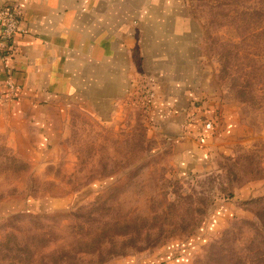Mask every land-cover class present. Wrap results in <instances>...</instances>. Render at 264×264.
<instances>
[{
  "label": "rangeland",
  "instance_id": "1",
  "mask_svg": "<svg viewBox=\"0 0 264 264\" xmlns=\"http://www.w3.org/2000/svg\"><path fill=\"white\" fill-rule=\"evenodd\" d=\"M260 2L182 0L198 32V64L189 70L199 95L181 127L213 122L200 173L180 167L171 135L153 132L151 114L142 113L147 79L134 81L125 107L104 120L77 108L54 115L44 143L32 135L13 145L0 129V264H257L250 250L261 240L264 208Z\"/></svg>",
  "mask_w": 264,
  "mask_h": 264
},
{
  "label": "crops",
  "instance_id": "2",
  "mask_svg": "<svg viewBox=\"0 0 264 264\" xmlns=\"http://www.w3.org/2000/svg\"><path fill=\"white\" fill-rule=\"evenodd\" d=\"M6 5L21 11L11 63L19 92L0 99V129L13 145L32 135L44 143L42 131L69 108L95 120L119 114L133 82L147 79L160 97L150 113L153 132L171 135L188 174L202 172L210 134L197 119L181 127L199 95L189 70L198 64V32L182 0H0V9ZM6 79L0 57V93Z\"/></svg>",
  "mask_w": 264,
  "mask_h": 264
},
{
  "label": "built area",
  "instance_id": "3",
  "mask_svg": "<svg viewBox=\"0 0 264 264\" xmlns=\"http://www.w3.org/2000/svg\"><path fill=\"white\" fill-rule=\"evenodd\" d=\"M20 17L21 11L18 7L6 5L0 9V57L4 71L7 74L5 89L0 93V99L15 100L19 92V89L11 80V63L16 53L14 38L19 30ZM143 83V88H139V97L144 101L139 106L143 114L150 115L156 100V89L154 84L149 81H143ZM212 124L211 121H204L202 128L209 133L212 131Z\"/></svg>",
  "mask_w": 264,
  "mask_h": 264
},
{
  "label": "trees",
  "instance_id": "4",
  "mask_svg": "<svg viewBox=\"0 0 264 264\" xmlns=\"http://www.w3.org/2000/svg\"><path fill=\"white\" fill-rule=\"evenodd\" d=\"M260 3L262 4L261 11H264V0H262V2ZM228 198L231 199L232 196H228L227 199ZM257 198H255L257 199V203L264 201V196L257 197ZM257 218H258L259 225L261 227L258 237L261 240L256 241L257 246L255 249L251 248L250 251L251 253H253V255H251V258L254 259L257 262V264H264V208L258 212Z\"/></svg>",
  "mask_w": 264,
  "mask_h": 264
}]
</instances>
